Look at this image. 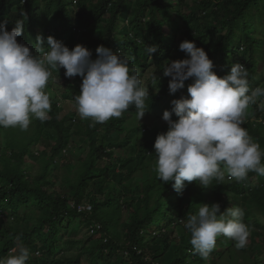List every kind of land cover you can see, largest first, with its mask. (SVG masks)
<instances>
[{
	"label": "trees",
	"instance_id": "1",
	"mask_svg": "<svg viewBox=\"0 0 264 264\" xmlns=\"http://www.w3.org/2000/svg\"><path fill=\"white\" fill-rule=\"evenodd\" d=\"M17 19L25 20L17 40L30 49L37 35L44 37L45 48L48 36L70 50L81 44L92 59L103 45L129 57V67L145 86L156 77L162 88L146 101L144 125H130L139 121L130 106L120 118L93 127L91 118L81 119L75 108L82 77L68 78L61 68L58 81L66 90L61 97L49 94L48 120L33 118L27 131L0 127V259L23 243L30 249L27 264H264V176L250 172L243 182L221 185L213 180L206 189L186 181L177 192L152 170L156 137L168 131V123L157 127L152 138L142 134L152 128L151 118L171 111V101L186 97L194 82L189 78L172 94L171 78L163 74L168 61L190 58L179 50L185 40L205 49L218 76L241 63L249 72L250 90L264 86V73L257 77L264 72V0H0V23L7 20L11 31ZM152 45L158 51L150 58L145 47ZM148 69L155 73L149 84ZM65 101L74 104L75 112L62 116ZM259 105L260 100L249 106L242 127L264 149V109ZM178 119L173 112L172 120ZM76 143L88 150L86 158L72 164L73 172L68 166V173L56 176L64 154ZM36 147L44 150L36 153ZM86 203L91 214L72 207ZM213 203L220 204L221 213L233 205L243 208L250 244L237 249L222 236L207 261L194 254L181 219ZM95 223L103 228L89 236L97 238L94 246L67 255L65 250L79 243L73 239L77 227L89 229ZM72 230V238L65 235Z\"/></svg>",
	"mask_w": 264,
	"mask_h": 264
},
{
	"label": "clouds",
	"instance_id": "2",
	"mask_svg": "<svg viewBox=\"0 0 264 264\" xmlns=\"http://www.w3.org/2000/svg\"><path fill=\"white\" fill-rule=\"evenodd\" d=\"M24 24L25 20L17 19L9 31L7 20L0 23V127L27 131L33 118L48 120L51 102L45 89L52 71L61 68L68 78L82 77L75 108L81 119L91 118V126L120 118L130 106L142 120L149 109L146 101L150 91L136 69L129 67V57L101 45L96 49L97 58L92 59L85 46L78 44L70 50L53 36L47 37L45 48L42 35H37L30 49L17 40ZM179 50L190 58L165 64L163 74L171 78L170 93L182 89L189 78L194 82L186 97L172 100V110L163 112L169 128L158 134L154 143L152 170L157 179L182 192L186 181L206 189L213 180L221 185L226 180L243 182L250 172L264 176V149L242 127L250 105L260 100L259 107L264 109V86L250 90L249 72L241 63L218 76L208 53L194 41L181 42ZM145 51L151 58L158 47L146 46ZM173 112L179 117L176 121L172 120ZM244 215L239 206L221 213L220 204L213 203L201 204L186 221L181 219L190 233L194 254L207 260L221 236L233 240L237 249L246 247L249 227ZM29 257L30 249L20 243L0 259V264H27Z\"/></svg>",
	"mask_w": 264,
	"mask_h": 264
},
{
	"label": "rangeland",
	"instance_id": "3",
	"mask_svg": "<svg viewBox=\"0 0 264 264\" xmlns=\"http://www.w3.org/2000/svg\"><path fill=\"white\" fill-rule=\"evenodd\" d=\"M247 51H248V48H245ZM156 69V68H154ZM59 72L60 71H57V70H53L52 71V74H51V77L48 81V84L46 86V89L45 91L50 94V95H53V96H62L65 92V86L64 84H61L58 79H59ZM263 71L261 73H259V75L257 76L259 79H261L263 77ZM154 71L152 69H148V72L146 73V76H145V81L147 82V84H149V81L154 77ZM51 80V81H50ZM162 88V82L160 81H157L155 82V84H151L149 85V91H150V94L153 92H158L160 89ZM169 100L164 102L163 106H167ZM74 104L68 102V101H65L63 104H62V109H63V112H62V116L66 115L67 113L69 112H75V109L74 107L72 106ZM163 112L164 111H161L158 115V118L154 117V118H151V123H152V128L151 129H148L147 131H143L142 134L144 136H146L147 138H152L154 135H155V132L157 130V127H161L162 124L165 123V121L162 119V116H163ZM144 120V119H142ZM131 121L130 125L131 124H134V125H144V121ZM129 125V126H130ZM141 141H145L144 138L141 139ZM44 150L43 148H40V147H36L35 149V152L36 153H41V151ZM87 152L88 150L84 151L82 146L79 144V143H76L74 144V147L73 148H70L65 154H64V157H63V160L61 161V164H60V169L57 170V173H56V176L58 177H63L64 174L68 173V166H69V169L72 170V172L75 170L76 168V165L73 166L72 164H77L76 162L80 159L79 157H81V159H85L86 156H87ZM80 153H82V156L80 155ZM43 158H48L47 156H43ZM66 160H69L70 162L69 163H66L65 161ZM39 164H41L42 166H45L47 163H40L38 162ZM40 165H37L36 168H35V173L39 172L40 170ZM143 178L142 177H139L137 178V181H142ZM81 206H91L90 204L86 203V204H80ZM79 205V206H80ZM92 207V206H91ZM92 212V210L90 211ZM90 212H84L85 214H88ZM79 224V223H78ZM94 226L95 225H99L101 228L100 230L102 229V225L101 224H93ZM89 226V229H86L85 226H81V227H77V235L74 236V233H75V230H72V231H69V232H66L65 235H67L69 238H72L73 236V239L75 242H79L78 244H76L73 248H69L65 251H67V255H70V256H73V255H76L77 252L80 253V251H82L84 249V247L86 246H94L95 244V240L94 239H97V238H90L89 236L93 235V233L95 232V230ZM99 231L98 228H96V232ZM222 237V236H221ZM100 238V236L98 237ZM220 238V237H218ZM107 242V240H105ZM250 244V241L248 240V243L247 245ZM64 250V249H63ZM211 259L207 260V261H210ZM89 263L91 262V259H89L88 261ZM121 262V261H120ZM119 264V263H118ZM218 264H228V263H223L222 261H219Z\"/></svg>",
	"mask_w": 264,
	"mask_h": 264
},
{
	"label": "built area",
	"instance_id": "4",
	"mask_svg": "<svg viewBox=\"0 0 264 264\" xmlns=\"http://www.w3.org/2000/svg\"><path fill=\"white\" fill-rule=\"evenodd\" d=\"M72 207L73 208H77V210H78L79 213L90 212L92 210V207L91 206H81V205L80 206H75L74 204H72ZM92 228L96 232V228L100 229L101 227L99 225H95V226H92Z\"/></svg>",
	"mask_w": 264,
	"mask_h": 264
},
{
	"label": "bare ground",
	"instance_id": "5",
	"mask_svg": "<svg viewBox=\"0 0 264 264\" xmlns=\"http://www.w3.org/2000/svg\"><path fill=\"white\" fill-rule=\"evenodd\" d=\"M91 214V213H90ZM98 224V223H97ZM94 226V225H93ZM91 227V226H90ZM103 228V227H102ZM98 230H100V229H98ZM100 232V231H99ZM97 233V232H96Z\"/></svg>",
	"mask_w": 264,
	"mask_h": 264
}]
</instances>
